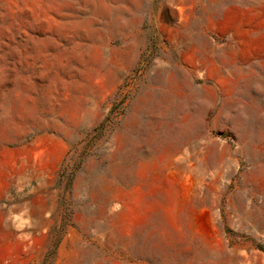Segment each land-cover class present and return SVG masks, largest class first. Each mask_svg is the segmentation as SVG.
Wrapping results in <instances>:
<instances>
[{
	"label": "rangeland",
	"instance_id": "1",
	"mask_svg": "<svg viewBox=\"0 0 264 264\" xmlns=\"http://www.w3.org/2000/svg\"><path fill=\"white\" fill-rule=\"evenodd\" d=\"M0 264H264V0H0Z\"/></svg>",
	"mask_w": 264,
	"mask_h": 264
},
{
	"label": "bare ground",
	"instance_id": "2",
	"mask_svg": "<svg viewBox=\"0 0 264 264\" xmlns=\"http://www.w3.org/2000/svg\"><path fill=\"white\" fill-rule=\"evenodd\" d=\"M197 91V90H196ZM247 147V146H246Z\"/></svg>",
	"mask_w": 264,
	"mask_h": 264
}]
</instances>
